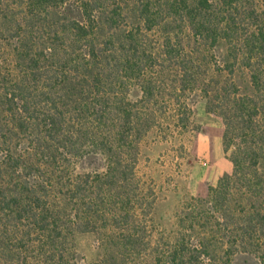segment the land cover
<instances>
[{
	"label": "trees",
	"instance_id": "16d2710c",
	"mask_svg": "<svg viewBox=\"0 0 264 264\" xmlns=\"http://www.w3.org/2000/svg\"><path fill=\"white\" fill-rule=\"evenodd\" d=\"M194 91L233 169L154 240L140 140ZM263 159L264 0H0V264L264 262Z\"/></svg>",
	"mask_w": 264,
	"mask_h": 264
},
{
	"label": "rangeland",
	"instance_id": "374dc122",
	"mask_svg": "<svg viewBox=\"0 0 264 264\" xmlns=\"http://www.w3.org/2000/svg\"><path fill=\"white\" fill-rule=\"evenodd\" d=\"M225 44L218 46L223 60ZM138 92H133L136 99ZM186 101L192 109L186 128L176 124L173 109L157 113V119L144 133L136 164L140 203L148 214L153 239L176 229V215L193 198H205L221 176L230 174L233 165L223 151V126L206 110L199 91L189 92ZM86 169L94 164L87 163ZM258 170L264 174V159ZM101 233H83L75 237L81 263H92L103 255ZM230 264H264L261 259L238 255Z\"/></svg>",
	"mask_w": 264,
	"mask_h": 264
}]
</instances>
